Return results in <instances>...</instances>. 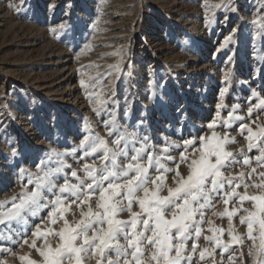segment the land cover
Instances as JSON below:
<instances>
[{
    "label": "rangeland",
    "instance_id": "rangeland-1",
    "mask_svg": "<svg viewBox=\"0 0 264 264\" xmlns=\"http://www.w3.org/2000/svg\"><path fill=\"white\" fill-rule=\"evenodd\" d=\"M207 3L206 7L205 0H0V211L11 208L13 200L19 203L20 194L33 191L36 177L50 169L62 167L51 177L53 192L64 184L65 176L70 183L77 182L73 170L83 179V165L99 166L102 153L85 157L78 146L85 136H99L112 147L116 138L108 134L112 121L120 132L148 137L157 149L164 147L165 138L182 143L210 136L207 125L227 87L222 101L227 108L221 116L227 117L231 106L239 104L237 114L245 116L244 123L258 116L264 124V111L251 119L246 116L252 90L264 95V0ZM217 4L221 7H214ZM225 72L230 77L227 84ZM239 123L215 129L235 138L227 147L240 163L223 169L226 176L250 171L243 165L241 149L252 158L259 154L247 151V133H240ZM181 150L170 149V154L178 158ZM168 166L174 167L170 162ZM252 167H257L254 159ZM180 172L186 176L188 170L181 165ZM172 175L168 174L169 185ZM43 196L42 205L53 199L46 190ZM213 205L206 217L227 229L226 216L212 215L213 210L223 211V201L215 197ZM244 207L251 209V204L245 202ZM49 210L25 211L19 223L0 225V264L42 261L30 246L31 233L42 221L47 224ZM120 218L127 219L128 213ZM67 219L73 216L67 214ZM233 225L245 236L244 245H231L223 254L216 248L204 260L197 252L192 264H229L230 255L235 257L233 264H241V252L243 264H252L247 225L240 223L239 215L233 217ZM203 229L196 243L200 249L212 248L204 239L212 235L207 223ZM222 239H230L227 231ZM192 243L188 241L189 250ZM41 244L37 240V247Z\"/></svg>",
    "mask_w": 264,
    "mask_h": 264
},
{
    "label": "snow or ice",
    "instance_id": "snow-or-ice-1",
    "mask_svg": "<svg viewBox=\"0 0 264 264\" xmlns=\"http://www.w3.org/2000/svg\"><path fill=\"white\" fill-rule=\"evenodd\" d=\"M205 6H208L207 0ZM229 80L225 72V84ZM227 92V87L221 90V103L217 104L216 115L207 125L210 136L191 137L182 143L165 138L164 147L157 149L148 137L137 136L135 131L120 132L112 121L108 128L109 136H116L112 147L102 137H83L78 147L84 149L85 157L102 153L100 165L85 163L83 179L73 170L72 177L77 182L72 184L65 176L64 184L55 192L51 177L62 167L37 176L33 191L22 192L19 203L13 200L11 208L0 211V225L10 227L13 222L24 219L25 211L34 214L36 208H49L47 224L42 221L44 226L37 224L31 233L30 246L42 257L39 264H86L93 259L95 264H192L197 252L204 260L206 254L213 256L216 248L223 254L231 245L245 244V236L236 232L233 225V217L239 215L240 223L247 225L246 238L252 242L247 253L252 264H264V171L257 170L264 168V124L258 122V116L257 120L244 123L245 116L237 114L239 104H233L227 117H222L221 110L227 108L222 102ZM260 111H264V95L252 90L246 116L251 119ZM235 121L240 122V133H247L244 136L247 151L255 149L259 154L252 158L241 149L243 165L250 171L226 176L223 169L240 163L227 147L235 138L227 131L221 134L215 129L218 125L231 128ZM173 148L182 149L178 158L170 154ZM121 159L126 163L122 164ZM253 159L257 167H252ZM168 162L174 167H169ZM181 165L188 170L186 176L180 172ZM169 173L173 174L171 185L167 183ZM249 179L251 184L247 182ZM241 187L243 192L238 191ZM250 187L255 191L249 192ZM45 190L52 193L53 199L42 205ZM165 191L167 195L163 194ZM215 197H219L225 207L220 212L213 210L212 215L226 216L227 229L216 226L206 217V210L214 209ZM245 202L251 204V209L244 207ZM134 205L138 206V211L133 210ZM124 212L128 213L127 219L120 218ZM67 214L73 216L71 221ZM205 223L212 235L204 239L213 247L200 249L196 241L203 235ZM225 231L230 238L227 242L222 239ZM37 240L42 241L40 247ZM189 240L193 241L190 250ZM23 243L29 244V240L24 239ZM243 255L241 252V264ZM228 260L233 264L235 257L230 255ZM29 264L38 262L30 260Z\"/></svg>",
    "mask_w": 264,
    "mask_h": 264
},
{
    "label": "bare ground",
    "instance_id": "bare-ground-1",
    "mask_svg": "<svg viewBox=\"0 0 264 264\" xmlns=\"http://www.w3.org/2000/svg\"><path fill=\"white\" fill-rule=\"evenodd\" d=\"M204 44H205V42H204ZM203 44V45H204ZM161 45V44H160ZM201 47V46H200ZM208 47V46H207ZM206 48V47H205ZM207 49V48H206ZM191 59V58H190ZM197 61V60H196ZM187 62V61H186ZM185 73H187V75H189L188 77H190V75H191V66H189V64L188 63H186V66H185ZM199 73V72H198ZM182 79V78H181ZM63 93V92H62ZM70 93V92H69Z\"/></svg>",
    "mask_w": 264,
    "mask_h": 264
}]
</instances>
